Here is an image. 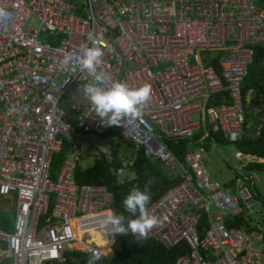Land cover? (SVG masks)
Masks as SVG:
<instances>
[{"label":"built area","instance_id":"built-area-1","mask_svg":"<svg viewBox=\"0 0 264 264\" xmlns=\"http://www.w3.org/2000/svg\"><path fill=\"white\" fill-rule=\"evenodd\" d=\"M0 9L8 14L0 20V213H15L14 229H0V264L114 248L117 235L98 242L114 193L74 180L76 136L108 131L179 181L148 209L158 223L147 238L129 234L136 241L186 242L175 264H264V172L251 167L264 158L237 146L247 120L242 87L254 47L264 46V0H0ZM82 45L103 50L97 73L106 87L151 86L140 118L105 127L95 116ZM179 140H189L183 160L168 144ZM225 149L235 174L221 185L209 163ZM240 215L244 227L225 224Z\"/></svg>","mask_w":264,"mask_h":264},{"label":"trees","instance_id":"trees-1","mask_svg":"<svg viewBox=\"0 0 264 264\" xmlns=\"http://www.w3.org/2000/svg\"><path fill=\"white\" fill-rule=\"evenodd\" d=\"M253 62L250 65L249 75L243 84V97L246 110V123L244 126V134L237 143L238 148L249 154L257 155L264 158V46H256L253 49ZM218 66V63L216 62ZM220 71V67H218ZM223 101H210L209 106H218ZM255 120L256 125L249 127V122ZM202 133L197 134L199 137ZM106 135L119 136L122 141L126 140L115 133H106ZM105 137V135H104ZM170 149L183 160L186 156L189 140H179L177 143L168 141ZM71 144L65 142L63 149L54 157L52 165V177L56 178L61 165L69 151ZM136 157L133 164L129 167L136 174L133 179L127 178L122 181L118 178L115 171L123 168L124 159L120 155V149L117 148L113 152V161L108 157L98 160L96 165L87 170L80 167L76 170L74 180L81 185H105L115 195L113 209L116 212H123V199L128 194L132 186L138 185L142 189L145 182L151 178L153 183L150 188L151 200L147 205L149 209L151 204L171 191L179 181L174 179L158 162L148 160L142 151H136ZM253 169L264 172V163L251 165ZM127 215V213H125ZM244 215L236 218H227L224 220L229 227H244L246 224ZM0 228L10 229V216L0 213ZM205 221V219H204ZM116 256L113 258L103 257L98 264H175L177 259L190 251V247L186 242L179 245L166 248L156 239H148L146 241H136L131 235H117V242L114 246ZM110 252V251H109ZM106 251V254L109 253ZM87 254L79 251L64 252L61 261H53L47 264H87Z\"/></svg>","mask_w":264,"mask_h":264},{"label":"clouds","instance_id":"clouds-1","mask_svg":"<svg viewBox=\"0 0 264 264\" xmlns=\"http://www.w3.org/2000/svg\"><path fill=\"white\" fill-rule=\"evenodd\" d=\"M8 14L0 9V20ZM104 52L95 45H82V55L79 57V66L92 74L93 80L84 87L85 95L95 109V116L100 118L105 127H125L129 118L137 119L143 114L145 105L151 96V86L143 84L138 87L130 86L124 81H115L105 86L107 76L97 73ZM72 59L68 54L66 62ZM153 180L149 178L143 189L134 185L124 197L123 212L110 211L101 221L104 234L129 235L147 238L149 231L158 223V218L149 213L147 208L151 200L150 188ZM127 213V215H125ZM87 264H98L105 254L99 249H87Z\"/></svg>","mask_w":264,"mask_h":264},{"label":"rangeland","instance_id":"rangeland-1","mask_svg":"<svg viewBox=\"0 0 264 264\" xmlns=\"http://www.w3.org/2000/svg\"><path fill=\"white\" fill-rule=\"evenodd\" d=\"M38 25V24H37ZM134 67V65L132 64ZM253 124L256 125L255 120L249 122V127ZM77 145L81 148L82 161L81 166L90 168L94 166V163L98 160H101L105 157V149H107V155L110 156L111 161L113 160V152L119 148L125 157V164L130 166L134 161V149L121 141V139L117 136H111L108 138H103V136H96L93 138L92 135L80 133L76 136ZM86 145V149H82L83 145ZM83 150V151H82ZM223 154L226 155L228 161L223 159ZM232 151L225 149L223 153L219 150L212 153L211 161L209 163V167L214 174L215 179L221 184H226L233 178L235 172L231 168L233 164H235V160L231 157ZM11 219L15 220V215L10 214ZM110 251V252H109ZM108 256L110 258L114 255L112 250H108Z\"/></svg>","mask_w":264,"mask_h":264},{"label":"crops","instance_id":"crops-1","mask_svg":"<svg viewBox=\"0 0 264 264\" xmlns=\"http://www.w3.org/2000/svg\"><path fill=\"white\" fill-rule=\"evenodd\" d=\"M109 133H117V132H114V131H108ZM108 132H106V133H108ZM106 133L104 134L105 135V137H104V135H101V136H103V138H108L109 139V137H111V136H114V135H111V136H108V135H106ZM84 134V133H83ZM117 134H119L120 136H122L120 133H117ZM96 136H93V138H95ZM117 137H119V136H117ZM120 138V137H119ZM121 139V138H120ZM126 140V142H124V141H122V142H124V143H126V144H128V145H130L133 149H134V159H135V157H136V155H135V153H136V151H142L143 152V150L142 149H139L137 146H135L132 142H130V141H128L127 139H125ZM87 145V144H86ZM85 144L82 146V149L84 150V149H86L87 148V146H86ZM81 149V148H80ZM82 150V151H83ZM68 153V152H67ZM120 155H121V157L124 159V167L123 168H120L119 169V171H115V173H117V175H118V178L120 179V180H122V181H125L127 178H129V179H133V178H135L136 177V174L131 170V168L128 166V165H126L125 164V157H124V155H123V153L121 152V150H120ZM143 155H144V152H143ZM66 156H67V154H66ZM66 156H65V158H66ZM105 156L106 157H108V159H110V156L109 155H107V149H105ZM65 160V159H64ZM114 160V159H113ZM112 160V161H113ZM110 161H111V159H110ZM111 161V162H112ZM134 162V161H133ZM133 162H132V164H133ZM153 162V161H152ZM96 163H97V159H96V162L94 163V165H96ZM63 164V163H62ZM162 166V165H161ZM80 167H82L83 169H85V170H87L88 168H86V167H83V166H80ZM163 167V166H162ZM90 168H92V167H90ZM123 169V170H122ZM163 169H164V167H163ZM122 171V172H121ZM74 176H75V174H74ZM4 214H6V215H8V216H10V214H14L15 215V213H4ZM0 223H2L3 224V220H0ZM14 223H15V220L13 221L12 219H11V217H10V229H3V230H10V231H12L13 229H14ZM0 229H2V228H0ZM113 252H114V255L111 257V258H113L114 256H116V252H115V250H114V248H112L111 249ZM108 258H110V256H107Z\"/></svg>","mask_w":264,"mask_h":264},{"label":"bare ground","instance_id":"bare-ground-1","mask_svg":"<svg viewBox=\"0 0 264 264\" xmlns=\"http://www.w3.org/2000/svg\"><path fill=\"white\" fill-rule=\"evenodd\" d=\"M108 237H109L108 234L105 235L104 233H102V234L99 235V240H98V242H99L100 244H103V243L106 244V242H107L106 240H108ZM108 250H111V249H108ZM108 250H107V251H108ZM105 253H106V252H105ZM113 253H114V252H113ZM107 256H108V255H107Z\"/></svg>","mask_w":264,"mask_h":264}]
</instances>
